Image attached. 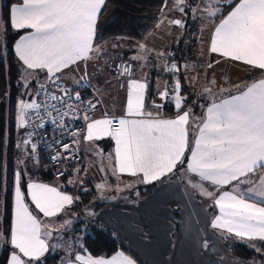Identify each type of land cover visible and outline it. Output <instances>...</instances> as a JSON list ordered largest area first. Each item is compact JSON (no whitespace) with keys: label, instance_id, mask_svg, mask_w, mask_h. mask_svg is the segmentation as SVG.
Returning <instances> with one entry per match:
<instances>
[{"label":"snow or ice","instance_id":"obj_1","mask_svg":"<svg viewBox=\"0 0 264 264\" xmlns=\"http://www.w3.org/2000/svg\"><path fill=\"white\" fill-rule=\"evenodd\" d=\"M106 3L107 0H22L11 6L6 20L0 19V50L6 47L9 29L15 33L27 30L14 43L15 55L22 67L18 84L24 89L21 95L43 96L41 101L36 98L30 102L22 98L18 101L17 128L44 129L51 123L62 134L73 138L72 145L78 146L81 129L69 128V123L82 120L83 141L91 145L93 154L100 158V172L106 174L103 182L95 186L102 199L106 198L103 192L112 189L107 182L108 173L117 181V192L131 189L135 183L150 185L178 178L184 182L186 192L203 197L208 201L207 208L216 210L208 227L221 239L235 237L245 242L260 254V261L253 260V264H264V78L237 95L221 98L219 102L213 98L203 115L197 117L191 107L186 108L188 98L182 94L181 79L175 75L182 68L192 69L196 65L169 64L172 53L156 51L139 42L136 54L131 57L135 64L106 58L103 46L96 42L98 17ZM225 6L230 9L226 14ZM171 12L178 13V18L169 19ZM160 13L162 18L157 28L165 20L170 28L179 29L186 28L189 18L203 21L202 32L211 27L210 54L240 62L264 75V0H171L170 4L169 0H163ZM152 56L158 60L163 58L160 60L163 70L175 78L171 85L165 82L163 91L157 88L156 95L161 102L153 101L148 110L147 74L142 79L133 77L135 65L143 69ZM100 60L121 80V87L127 85L123 116H109L106 112L102 119H94L92 112L101 101L85 100L79 90L61 83L69 73L74 76L83 62L84 70L74 82L90 87L87 64ZM220 62H209L206 67L212 68ZM41 73H45V83H36L34 92H30V83L39 81ZM216 83L213 78L208 82L211 87L204 85L198 94L214 97ZM165 103L174 105V119L162 116ZM113 124L119 127L113 129ZM192 128H195L194 141L190 144ZM27 136L22 141L25 156L38 163L37 144L31 140L33 132L28 131ZM104 137L114 141L113 152L105 154L95 143ZM72 145L61 144L63 153L58 152L51 160L76 159ZM20 147L18 143L17 148ZM104 160L107 167L103 166ZM80 172L81 169H76L67 183L82 184L78 180ZM124 175L136 181L125 183L121 180ZM61 176L63 171L57 179ZM21 180V171H16L11 226L7 234L0 231V245H7L9 250L7 264H45V255L60 248L66 252L62 264H137L123 251L111 257H94L82 243L79 247L83 253L76 251L73 242L63 241L61 236L72 220L65 218L57 223L55 218L62 214L75 215L72 207L79 197L32 181L27 184V195L35 205L33 210L26 202ZM39 214L48 219H41ZM85 214L95 215L91 211ZM54 231L57 242L50 245ZM203 247L208 249L207 240Z\"/></svg>","mask_w":264,"mask_h":264},{"label":"crops","instance_id":"obj_2","mask_svg":"<svg viewBox=\"0 0 264 264\" xmlns=\"http://www.w3.org/2000/svg\"><path fill=\"white\" fill-rule=\"evenodd\" d=\"M21 2L22 0H18L15 4ZM227 10L230 9H228V6H225V14ZM113 12L114 10L111 8L105 9L103 15L101 12L98 17L97 29L111 19ZM161 18V13H159L157 22H159ZM198 21L199 20L193 21L190 18L187 19L185 28L187 31L186 34L192 31H188L189 26L192 23L198 25ZM163 26L166 30L169 28L167 20L164 21ZM26 31L23 32L22 35L26 34ZM210 35L211 27L209 28L208 35L207 59L205 60L206 62L204 61L205 67L209 62H215L216 60L221 61L220 63H214L212 68L206 67L209 72V81L213 79L209 78L212 69L216 74L214 79L217 83L216 86L213 87V93L216 94L214 97L216 102H219L221 98L237 95L254 81L264 78V75H262L259 70L250 69L240 62L226 60L219 57L217 54H210ZM166 36L167 33L164 34V37ZM151 37H153V35L149 33L146 39H150ZM146 39L142 43H145ZM136 43L138 42L120 38L101 45L105 50L104 55L106 58L114 59L119 52L121 54H127L128 57L136 54ZM185 43L186 39L183 40L182 47H179L180 53H184V56H181L180 60H184L183 57H185L190 61V56L188 57L187 52H185ZM116 45H118V47H114ZM171 57L168 59L169 64L175 62ZM175 63L177 64V62ZM84 67L85 65L81 62L80 69L74 76L72 73H69L68 76L62 78L65 87L79 91L85 88V94L88 99L95 100L98 98L101 101L93 111L94 119H102L106 112L109 116H123L127 100L126 83L124 87H121L119 80L116 79L105 66V61L100 60L99 62L93 61L87 64V72L89 74L88 80L91 86L86 87L83 86L82 83L78 86L74 81L80 77ZM135 67V76L133 78L142 79L145 78V74H147L146 78L149 88L147 91L146 107L148 110H151L149 106L153 101L157 103L161 102L156 95L157 88L159 87V89L163 91L164 88H162V84H165V82L168 84L173 83L175 77L164 71L162 65L158 66L157 60L152 57L149 58L146 67L143 69H141L139 65H135ZM65 71L67 72L68 70ZM175 75L181 79L183 85L182 94L189 97L187 99L186 108L191 107L195 116H202L206 107L213 99H196L191 97L189 88L186 86V78H184V76H187L190 81H194L193 78H195V74H192L190 70L187 74L181 70ZM44 76L45 73L40 74L39 82L45 83ZM209 86L211 87V85ZM221 89L225 91L231 90V92L223 93ZM35 98L37 99V97ZM200 101L202 102L201 106L203 105V108H205L204 110H198V103ZM165 109L175 113V115L170 116L165 114ZM162 116L168 119H174L176 117V109L172 103L169 105L165 103ZM192 130H190L189 136L190 144L194 141L192 133L195 131V128ZM14 142L16 145V141ZM109 142L111 143L110 146L107 144ZM95 143L103 149L105 154L113 152L114 141L111 138L104 137ZM80 145L82 146L85 158L84 165L73 164L70 167L69 174L65 178L47 181L37 178L34 174H29L27 179V184L36 181L55 186L60 191L66 192L73 197L74 195L79 197V200L76 201L72 207V212L75 213V215H69L66 218L72 220L74 228H80L78 229L82 235L81 241L79 242L80 244H83L85 236L91 233L92 229H97V231L105 232L111 239H114L115 242L122 246L120 251H123L126 255L135 259L137 264H243L231 258L228 252L232 240L234 241L238 238L231 237L221 239L220 235L213 232L208 227V223L216 210L208 209V201L203 197L190 195L189 192H186L184 183H180L178 178L165 183H156V186L149 190L146 187L152 184L144 185L141 183L140 188H135V192H130L133 190H124L122 192H117L115 189L105 190L103 196L112 197V200L108 202L100 201L102 199L101 194L94 188L97 184L95 180V171L100 169V158L93 154L91 145L86 144L83 139ZM16 150H18L17 145ZM35 157L38 161L40 160L38 152H36ZM103 164L107 165V160H104ZM78 168L81 169L78 180H82L83 183L69 185L67 180L73 177L75 170ZM27 184L24 187L25 189L22 188V191L25 193L26 202L30 205V208L34 210L35 205L31 203L27 195ZM84 189H87V191ZM137 192H139V196L136 195ZM82 193L88 194L91 198L86 205L92 203L97 204V206L94 205L91 208L86 207L85 209L80 202V194ZM99 202L103 204L98 205ZM80 208H82L84 212L80 211ZM77 211L81 213L80 217H77ZM86 211H91L95 213V215L87 216L85 214ZM39 216L41 219H48L44 218L42 214H39ZM62 216L64 215L62 214L56 217L55 220ZM90 222L95 223V225L91 226L92 224H90ZM53 233H55V231ZM74 239L75 237L73 236V240ZM205 240L209 243L208 249L203 247V242ZM79 243L75 248L77 251L83 253V250L79 247ZM49 244H52L51 240H49ZM226 248H228V250H226ZM46 255H48V253Z\"/></svg>","mask_w":264,"mask_h":264},{"label":"trees","instance_id":"obj_3","mask_svg":"<svg viewBox=\"0 0 264 264\" xmlns=\"http://www.w3.org/2000/svg\"><path fill=\"white\" fill-rule=\"evenodd\" d=\"M17 1L0 0V19L6 20L8 18L11 6ZM162 4L163 0H107L106 6L102 10V15L105 9L111 8L114 12L111 19L97 29L96 42L101 45L120 38H126L139 43L144 42L158 20V14L160 13ZM22 34L23 32L15 33L9 29L6 47L0 50V231L5 234L9 232L11 226L13 168L14 160L19 155L14 141L16 136L15 101L20 92L18 84L20 82L21 70L16 62L14 43ZM174 52L177 53V48L174 49ZM119 53L111 61H131L128 59L127 54ZM181 56H184V53H180V58ZM178 57L179 54L178 56L173 55L171 59L176 60ZM183 58L185 59V57ZM133 63L135 64V62ZM84 97L87 98L86 96ZM164 113L170 116L175 115V113L167 109L164 110ZM39 155L40 160L37 164L41 179L47 181L57 179L54 177L52 170L48 173L43 171L46 159L41 154ZM155 186V184H152L146 188L149 190ZM89 200L91 198L88 194H80V202L85 209L86 207L91 208L94 205L97 206V204L92 203L86 205ZM102 204V202L98 203V205ZM83 245L87 249V253H90L94 257H111L122 248L108 234L97 231V229H92L91 233L85 236ZM228 252L231 258L240 262L249 263L253 262V260L260 261L261 259L260 254L256 253L245 242L239 239L232 240ZM8 257V246L0 245V264H7ZM43 259L45 264L59 263L58 259L50 254L45 255Z\"/></svg>","mask_w":264,"mask_h":264},{"label":"rangeland","instance_id":"obj_4","mask_svg":"<svg viewBox=\"0 0 264 264\" xmlns=\"http://www.w3.org/2000/svg\"><path fill=\"white\" fill-rule=\"evenodd\" d=\"M169 2L171 3V0H169ZM178 16H179V14L175 13V12L168 13L169 19L178 18ZM157 23L153 26V28L150 31V33L153 35L154 39H153V37H151L150 39H146L145 44L149 48L154 49L156 51H163V52L167 51V53L170 52V53H172V55H177V56L179 54V57H178L179 59L177 58L174 61L177 62V64L180 66H183L185 64L196 65V67L192 68V69H187V70H185L183 68L181 69L182 72H184L185 74H187V72L189 70L192 74H195L194 81H190L188 78H186V86L189 88L191 97L196 98V99H199V98L200 99H205V98L213 99L216 96V94L214 95V97L209 96L208 94H205L203 96L198 94L202 91L204 85H208V81H209V79H208V73L209 72L205 67L204 61L207 59L208 35H209L210 26H209L208 30H205L202 32L200 29H201V25H202L203 21H198V23H199L198 25L192 23L189 26L188 31H190V30H192V31L189 32L188 34H186L187 31L185 29H179V28H175V27L170 28L169 27L166 30L163 25H161L160 28H157L156 27ZM154 29H156V30H154ZM165 33H167L166 37H164ZM177 37H179L178 42H177ZM184 39H186V43L184 44L185 50H186L185 52H187L188 57L190 56V58H191L190 61L187 60V58H185L184 60H180V50L179 49L182 47V43H183ZM140 43H142V42H140ZM136 44H138V43H136ZM175 48H177V53L174 52ZM131 57H128V59L131 60ZM152 58H155L157 60L158 66L162 65L160 60H162L163 58H160V60H158L155 56H152ZM110 60H113V59H110ZM16 61H17V64H18L20 70H22L21 64H20L19 60L17 59V57H16ZM215 76H216V74L214 73V70L212 69L211 74L209 75V78L212 79ZM185 77H187V76H184V78ZM36 83H41V82L33 81L32 83H30L29 89H28L30 92H34ZM173 83H174V81H173ZM164 85L165 84H162V88H164ZM78 86H80V85H78ZM85 90H86L85 88L80 90L82 96H86ZM23 91H24V89L20 88V92L17 95L16 101H15V105H16V136H15V141H16V145L19 143L21 145V147L17 148L19 151V155L14 160V168H13L14 174L12 177V190H11V206L12 207H13V199H14V176H15V172L21 171V173H22L21 185H22L23 189H25L24 187L27 184V179H28L29 174H34L37 178H41V176L38 172V164L36 162H34V160H32V159H27L25 156V146L23 145L22 141L24 139L28 138L27 133H26V128H20V129L17 128V114H18L17 113V103H18V101L22 98V99L30 102L31 99L35 98L34 96H31V95L22 96L21 94ZM222 92L223 93H225V92L230 93L231 90H227V91L223 90ZM187 98H189V97H187ZM201 103H202L201 101L198 103V110L199 109H201V110L205 109V108L201 107ZM199 107H201V108H199ZM104 144H106V143H104ZM107 144L109 146L111 145L110 142ZM21 161H24V163H20ZM103 166L107 167V165H105V164H103ZM100 167H101V165H100ZM95 172H96L95 180L97 181V184L103 182L106 174L100 172V170H96ZM121 180L124 181L125 183L136 181L134 177H129L127 175L122 176ZM107 182H108V184H110L112 186V189H115V185L117 184V181H116L115 177H113L110 173L107 174ZM181 182L184 183L183 181L180 180V183ZM140 186H141L140 183H135V186L133 188L125 189V190H133L130 192H135V188H140ZM121 187H123V184H121ZM94 188L96 189V187H94ZM100 201H103V199H101ZM80 216H81V213L79 211H77V217H80ZM65 218H66L65 216H62V217H59L58 219H56L55 221L57 223H59V222H62L63 219H65ZM78 229H80V228L79 227L74 228L73 224H71L67 231H64L61 233V236L63 237V241L71 240L72 242H74L73 247L75 250H76L75 246L78 245V243L81 241V238H82V235L80 234ZM73 236L75 237L74 240H73ZM55 237H56V232L53 233V239L51 240L52 244L57 242ZM226 250H228V248H226ZM48 254L56 257L59 261L58 264H62V260L64 259L66 252L63 248H60V249L52 250ZM242 263L243 264H252L253 262H249V263L242 262Z\"/></svg>","mask_w":264,"mask_h":264},{"label":"built area","instance_id":"obj_5","mask_svg":"<svg viewBox=\"0 0 264 264\" xmlns=\"http://www.w3.org/2000/svg\"><path fill=\"white\" fill-rule=\"evenodd\" d=\"M123 61L125 63H133L128 60H117L114 62H120ZM136 68V67H135ZM170 75H173L169 73ZM119 80V79H118ZM121 84V80H119ZM61 83L64 85V82L61 80ZM173 83H170V85ZM65 86V85H64ZM85 100H88L87 98L84 97ZM38 101L43 100V96L37 97ZM171 104V103H168ZM29 115H32L31 112H29ZM92 116L93 112H92ZM117 117V115H114ZM31 125V122H30ZM113 129H116L119 127L118 124H113L112 125ZM69 128H78L81 129V135H80V140L83 139V129L85 128V124L82 120H77L74 123H69ZM28 131L33 132V136L31 137V140L33 143L37 144V152L41 154L45 159H46V164L43 166V171L45 173H48L49 171H53L54 177L57 178V175L59 172L63 171L64 176L59 177V179L65 178L69 172H70V167L73 164H79V165H84L85 158L82 150V146L79 144L77 145H72V137L67 135V134H62L60 129H57L54 125L51 123H47L45 125L44 129H34L31 126L26 128V133ZM28 137V136H27ZM67 143L72 145V150L73 152L76 153L77 158L76 159H60L58 161H52L51 157L58 152L63 153V149L61 148V144ZM64 155H69V153H64ZM77 195H74L76 197ZM80 211L84 212L82 208H80ZM92 224L91 226H94L95 223L90 222Z\"/></svg>","mask_w":264,"mask_h":264},{"label":"water","instance_id":"obj_6","mask_svg":"<svg viewBox=\"0 0 264 264\" xmlns=\"http://www.w3.org/2000/svg\"><path fill=\"white\" fill-rule=\"evenodd\" d=\"M110 200H112V197H106V198L103 199L102 202H108V201H110ZM218 235H219V234H218ZM225 235H226V234H225Z\"/></svg>","mask_w":264,"mask_h":264}]
</instances>
